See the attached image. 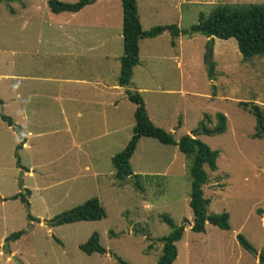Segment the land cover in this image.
Segmentation results:
<instances>
[{"label": "rangeland", "instance_id": "374dc122", "mask_svg": "<svg viewBox=\"0 0 264 264\" xmlns=\"http://www.w3.org/2000/svg\"><path fill=\"white\" fill-rule=\"evenodd\" d=\"M47 1L0 0V115L7 116L11 106L37 89L41 95L29 99L28 109L36 108L42 120L40 138L31 141L29 151L17 154L20 165L34 167L29 177L16 169V139L0 125V264H119L116 259L155 264L161 253L159 239L170 232L159 219L162 215L175 226L187 221L175 243L172 264H260L255 259L264 251V138L251 137L254 118L239 103L247 108L256 105L264 113V55L244 61L233 39L205 40L189 28L198 23L199 15L206 19L218 7L246 12L264 6V0H212L211 4L195 0L182 6L177 27L182 44L171 48L169 33L142 40L140 65L131 72L126 87L131 92L135 87L146 89L139 96L153 126L174 140L190 134L218 152L215 170L204 167L207 181L202 196L208 200L207 214L228 215L229 230L205 224L203 233L189 230L191 156L141 137L129 160L134 174L123 182L114 179L110 157L121 152L131 136V103H117L121 129L115 135L87 142L82 138L88 135L84 130L75 141L66 133L53 134L56 125L62 126L54 91L77 87L71 84L75 79L115 82L118 60H105L102 54L109 50L121 55V8L119 0H94L75 14H53ZM141 3L145 5L146 0L139 7L142 30L175 18L174 12L160 9L150 16ZM67 34L77 40L75 52L69 49ZM89 47L94 48L85 49ZM178 57L180 68L174 60ZM207 60L213 65V80L206 76ZM185 68L186 73L179 72ZM14 92L24 98L10 103ZM216 113L225 117L224 132L203 133L215 126ZM18 193L27 206L9 199ZM91 198L103 208V219L58 226L42 222ZM18 231H23L18 239L5 242ZM92 233L97 234L104 254L85 255L78 249ZM237 234L251 245L254 256L238 245Z\"/></svg>", "mask_w": 264, "mask_h": 264}, {"label": "trees", "instance_id": "16d2710c", "mask_svg": "<svg viewBox=\"0 0 264 264\" xmlns=\"http://www.w3.org/2000/svg\"><path fill=\"white\" fill-rule=\"evenodd\" d=\"M72 4L62 3L56 0H48L46 6L53 14L62 12L75 13L83 7L90 5L94 0H74ZM121 8V47L122 54L119 58V72L116 83L120 87H127L132 69L138 64V42L141 39H152L163 32H168L172 39L176 38L180 31L174 25H158L147 30H142L139 24L135 0H119ZM192 34H199L205 38H213L219 40L233 39L236 43L237 50L242 60L246 61L253 56L264 55V6L251 7L246 12L230 11L226 7H218L214 9L208 18L203 19L199 15L198 23L189 28ZM173 45V41L170 42ZM206 76L208 80L214 79L213 65L207 60ZM125 97L129 103L134 106L133 126L131 136L123 150L115 154L111 160V166L114 170V179L117 182H123L126 178L131 177L132 171L129 160L133 155L139 138H152L162 145H171L177 148V151L186 157L191 156V162L188 167L189 176V198L187 205L190 209L192 221L189 230L193 233H203L205 224L217 227L220 230L228 231V215L225 212L219 214H207L206 207L208 200L202 196V187L206 184L207 176L204 170L206 167L209 171H214L215 160L218 156L216 150H211L206 144L195 137L184 135L178 140H174L170 133H167L152 125L148 119L142 99L136 92L125 90ZM1 103V101H0ZM240 106L247 109L254 118V133L251 135L253 139L262 140L264 138V113L256 105L247 108L245 103H239ZM0 119L11 127L18 136V142L15 146L14 157L16 151L21 148L24 142L20 135L18 127L14 126L12 121L3 115ZM215 126L210 130H203L205 134H221L225 130V117L215 114ZM16 164L17 161H16ZM135 177V176H134ZM28 194V191L25 190ZM10 200L18 199L25 206L28 205L25 197L21 194H15L9 197ZM261 210L257 209L256 214L261 215ZM105 217L103 208L100 206L96 198L86 200L80 206L56 216L50 220L51 226L63 224H71L82 221H99ZM29 221L34 219L27 215ZM161 222L165 223L170 232L159 239L161 243V253L155 264H172L176 257L175 243L181 239L184 224L187 222L182 220L179 226H175L171 219L162 215L159 217ZM23 231L9 234L5 238V242L18 239ZM238 245L253 256L256 254L251 245L239 234L235 235ZM78 249L85 255L92 253L104 254V249L98 244L96 233H92L90 237L78 246ZM119 264H128L122 260L116 259ZM257 262L264 264V251L257 254Z\"/></svg>", "mask_w": 264, "mask_h": 264}, {"label": "crops", "instance_id": "0c3cea01", "mask_svg": "<svg viewBox=\"0 0 264 264\" xmlns=\"http://www.w3.org/2000/svg\"><path fill=\"white\" fill-rule=\"evenodd\" d=\"M141 1L142 0H135V6H136L139 24L142 29V22L139 13V7ZM195 3H197L195 0H146L145 5L144 3H141V6L147 7L150 16H154L156 14L157 9L162 10V12L166 10V13H169L170 11L174 12L175 18H172V20L169 21L166 20V22L162 23L161 25H174L177 28L179 27V23L181 19V7ZM203 3L211 4L212 0H203ZM62 13H68V12H62ZM75 13H70V14H75ZM164 33H168V32H163L159 36L152 39L161 37ZM118 37H120L121 39V32ZM66 38L68 39V45L70 46L69 49L75 52L76 47L74 45L77 43L76 38L68 34L66 35ZM208 39L210 38H205V40ZM142 40L144 39H141L138 42V64L134 68L140 65L139 44L140 42H142ZM171 40L174 43L173 45L170 44ZM171 40H169V44L171 48H175L176 46L182 44V35L179 34L176 38L174 39L171 38ZM100 44H102V42H100ZM93 48L94 47H89L85 49L91 50ZM121 54H122V47H121ZM102 56H103L102 58H104L105 60H107V58L117 59L119 64V58L121 55L115 56L109 50H106L104 51ZM174 60H177L176 67L180 68L182 64L180 63L181 62L180 60L182 59L178 57V58H174ZM134 68L132 69V71L134 70ZM179 72L182 74L186 73L187 69L186 68L180 69ZM4 77H9V76H4ZM17 78H23V77H17ZM71 81H72L71 84H74L77 87L67 86L65 90L57 89L56 91H54L53 100H55V104H56L55 107H57V113L59 115L60 120L62 121V126L56 125L52 129L53 134L66 133L68 135H72L73 136L72 139L73 141H75L77 134H79L81 130H84V131H88V135L85 133L86 136L84 135L82 138L87 142L117 134L118 131L121 129L120 128L121 123L120 122L118 123V117H117L118 115H116L118 110L117 103L118 102L122 103L124 102V100H126L125 102L129 103L124 93V91L127 90V88L118 86L116 80L114 83H112V85H109L107 82L102 81L98 78H88V79H80V80L75 79ZM134 91L139 94L141 91H146V89L135 87ZM38 95L41 94L38 93L37 89L30 90L28 94L25 96V100L24 101L22 100L19 104L16 103L14 106H11L10 113H7V116H5L12 121L14 126L19 128L20 135L24 139L21 148L16 151V156L17 154L18 156H20L21 153H26L27 151H29L32 148L31 141L40 138L42 134L40 130L42 120L40 118L38 110L36 108L34 111L28 109L29 99L37 98ZM22 98L24 97L21 93L14 92L8 98V100L10 101V103H13V101L18 99L21 100ZM0 101H1L0 105H3L2 103L3 101L1 100V98ZM87 117H90V121H87ZM0 125L5 126L4 127L5 130H10L12 136L14 137V140L16 139V142L14 144V152H15V146L17 145L18 142L17 134L11 127H8L6 123L3 122L1 119H0ZM189 136L191 135L189 134ZM112 157L113 156L110 157V160ZM16 161L17 163L19 162L17 158H15L14 165L16 169L22 173L23 177L25 176L29 177L33 174L34 167L32 165L28 167L26 166L25 168V166H22L19 163L16 164ZM181 167L184 168L185 166L182 165ZM88 169H89L88 165L85 164L84 170H88ZM132 174L134 173L132 172ZM21 187H23V185ZM27 191L28 194L30 195L29 190ZM255 260L257 261V259Z\"/></svg>", "mask_w": 264, "mask_h": 264}, {"label": "water", "instance_id": "95a60500", "mask_svg": "<svg viewBox=\"0 0 264 264\" xmlns=\"http://www.w3.org/2000/svg\"><path fill=\"white\" fill-rule=\"evenodd\" d=\"M44 224H48L49 222L48 221H42Z\"/></svg>", "mask_w": 264, "mask_h": 264}]
</instances>
